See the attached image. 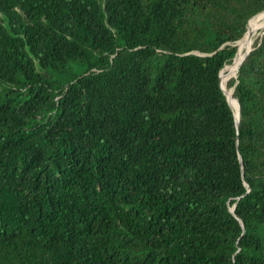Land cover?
<instances>
[{"label":"trees","instance_id":"trees-1","mask_svg":"<svg viewBox=\"0 0 264 264\" xmlns=\"http://www.w3.org/2000/svg\"><path fill=\"white\" fill-rule=\"evenodd\" d=\"M262 11L0 0V264H264Z\"/></svg>","mask_w":264,"mask_h":264},{"label":"bare ground","instance_id":"bare-ground-1","mask_svg":"<svg viewBox=\"0 0 264 264\" xmlns=\"http://www.w3.org/2000/svg\"><path fill=\"white\" fill-rule=\"evenodd\" d=\"M264 30V11L259 13L251 22L250 26L247 28V31L244 35V37L242 39H240L238 42H236V46H237V54L236 57L234 59V62L232 65H230L226 72L223 74V78L221 80L223 86L225 87V91H226V96L228 99V102L230 104V107L233 111V114L235 116V118H237L238 116V108L236 106V104L234 103V101L232 100V94L233 91L232 89H228L226 87V81L230 80L231 77H235L237 74V68L240 66V64L243 61L244 56L250 52L255 39L257 38V35L259 32ZM261 36V35H260ZM226 68V67H225ZM225 68L222 70L224 71ZM221 71V73H222ZM220 73V75H221ZM221 77V76H220Z\"/></svg>","mask_w":264,"mask_h":264},{"label":"water","instance_id":"water-1","mask_svg":"<svg viewBox=\"0 0 264 264\" xmlns=\"http://www.w3.org/2000/svg\"><path fill=\"white\" fill-rule=\"evenodd\" d=\"M263 12V11H262ZM259 13H261V12H259ZM258 13V14H259ZM257 15V14H256ZM254 17V16H253ZM252 17V18H253ZM252 50V49H251ZM249 53V52H248ZM248 53L244 56V58H243V60L246 58V56L248 55ZM237 76V75H236ZM236 76H235V78H236ZM223 90V92H224V94H225V91H224V89H222ZM234 90V87L232 88V91ZM225 96H226V94H225ZM226 100H227V102H228V99H227V96H226ZM237 102V101H236ZM228 104H229V102H228ZM229 106H230V104H229ZM237 106H238V116H237V118H235V116H234V118H235V123H236V127H238V125H239V119H240V110H239V105H238V102H237ZM240 162H241V160H240ZM246 188L249 190V188H248V186L246 185ZM234 209H235V206H233V207H231V209H230V211L233 213L234 212Z\"/></svg>","mask_w":264,"mask_h":264},{"label":"rangeland","instance_id":"rangeland-1","mask_svg":"<svg viewBox=\"0 0 264 264\" xmlns=\"http://www.w3.org/2000/svg\"><path fill=\"white\" fill-rule=\"evenodd\" d=\"M252 21H253V20H252ZM252 21H251V22H252ZM251 22L248 24V27L250 26ZM248 27H247V28H248ZM263 32H264V30L261 31V32H259L258 35H257V37H261V36L263 35ZM260 35H261V36H260ZM251 49H252V48H251ZM251 49H250V50H251ZM222 78H223V77H222ZM231 78H233V77H231ZM231 78H230V79H231ZM227 82H228V81H226V85H227Z\"/></svg>","mask_w":264,"mask_h":264},{"label":"clouds","instance_id":"clouds-1","mask_svg":"<svg viewBox=\"0 0 264 264\" xmlns=\"http://www.w3.org/2000/svg\"><path fill=\"white\" fill-rule=\"evenodd\" d=\"M236 44V43H235ZM232 89V88H231Z\"/></svg>","mask_w":264,"mask_h":264}]
</instances>
